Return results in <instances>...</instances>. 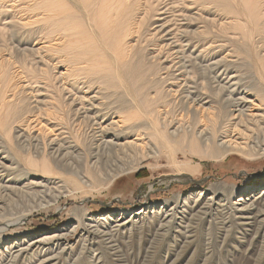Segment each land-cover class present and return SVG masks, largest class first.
<instances>
[{
    "label": "rangeland",
    "instance_id": "374dc122",
    "mask_svg": "<svg viewBox=\"0 0 264 264\" xmlns=\"http://www.w3.org/2000/svg\"><path fill=\"white\" fill-rule=\"evenodd\" d=\"M263 73L264 0H0V156L9 166L0 180L11 185L2 190L0 222L50 203L0 233V264H264V237L239 225L233 204L243 188L264 190V155L213 161L177 153V162H188L177 171L159 142L156 155L106 187L77 190L67 182L74 176L49 161L46 145L50 136L76 147L78 137L89 139L84 112L128 125L144 98L187 122L179 84L203 100L197 105L212 107L219 99L213 85L235 89L234 97L249 93L251 110L264 113ZM23 157L47 163L46 173ZM113 172L104 170L109 178ZM36 179L47 181L28 184ZM200 190L213 202L183 203ZM151 203L164 206L133 215Z\"/></svg>",
    "mask_w": 264,
    "mask_h": 264
},
{
    "label": "bare ground",
    "instance_id": "6f19581e",
    "mask_svg": "<svg viewBox=\"0 0 264 264\" xmlns=\"http://www.w3.org/2000/svg\"><path fill=\"white\" fill-rule=\"evenodd\" d=\"M169 45H171V43ZM178 54L180 55V53ZM176 67H177L176 69L179 70L181 67H184V66L177 65ZM175 73H174V76H175L174 79H177L176 76H179V72L176 75ZM182 76L183 74L181 75V77H179V79H182ZM206 79L205 77L202 79L203 81L202 85L204 86V88H208V86L209 88H212L211 85H213L212 84L213 81L211 80L212 82H210L208 78ZM178 87L179 89L174 90V92L175 93L178 92L181 95V98L184 100L182 101L186 105H188L187 108L190 111L189 121L185 122V121H177L178 119L174 120L172 118L173 113L169 111L170 109H168L170 105L167 108L168 110H166L164 113H161V111L159 110V105H156V102H155L156 100H158L157 98H155L156 100L153 99L154 100L153 103H152L151 98H149V100L144 98L145 101H141L138 104V107H136L139 112L138 116L135 118V120L133 118L134 120L133 122H130V123L128 122L129 124L128 125L125 124V126L120 124V123L125 122V121L121 122L120 118H117V119L111 118L109 120V119H104L105 116H102V117L100 116L101 118H97L96 117L97 115L95 114H93L95 116L91 118L90 116L86 115L87 114L86 112H84L83 115H80V114L78 115L81 116L82 118L81 120L83 121V123H85V125L88 126V128L90 129L89 131L90 134H88V136H89V139L91 140H89L88 137L86 136L81 137V138L78 137L76 141H77V147L80 149L79 150L76 147V143L73 142L72 139L70 140L68 137H67L68 140L66 139V141L61 139L60 141L57 142L56 141L57 136L56 138H52L50 136L51 138L48 137L46 139L47 140L46 145L47 147L49 146L48 148H49V154L51 158L49 160L47 157H45L47 158V160L46 159L45 160L46 161L49 160L56 168H59L65 174H70V176L71 175L74 176L75 178L74 177L70 178L67 180V182L70 181L74 185V187L77 188V190L84 189L85 186L86 187L88 186L90 188H99L100 190L103 187H106L112 181V179H115L117 175H120L121 173H125L128 170L138 167L139 161L141 159L150 157L152 156L153 153H155L156 155L155 151L157 150L154 147V144L157 146L159 142L162 144V147H164L166 153L169 154V156H167L169 157V161H170L169 165L175 166V169L177 171L186 170L185 166L188 165V162H185V163L177 162V159H175L174 157L175 154L177 153H182L185 156L190 155L191 157H196L197 155L199 159H208V160H213V161L223 160L226 156L232 155V154H239L246 158H249L252 156L264 155V123H262V120H264V113L263 112L255 113L251 110L250 105L251 106L253 105L252 103L254 102L252 101H254V99L249 100V97H250L248 96L249 93L241 92L239 93V96L234 97L233 91L235 89H232V88H231L232 90L228 89L224 87V85L223 86L213 85V88H214L213 91L217 96H219V99L217 102L218 106L216 105L215 107L214 106L212 107L211 105L205 106V103H200L199 105H197V103L202 102L203 100H196L195 97L194 98L188 97V95L182 90L183 88L182 84H179ZM197 93L198 92H196L195 94ZM252 94L255 95V93H252ZM257 95L262 96V94H259L258 92H256V96ZM173 96L175 97V95ZM163 98H164V95H163ZM89 100L91 102L90 104L94 103L92 100V97ZM262 100H264L263 97H261L260 101ZM183 102L182 104H184ZM246 104H248L249 109H247L248 106H246L247 108H245ZM184 108L185 107H183V109ZM163 109H164V106H163ZM188 112L186 113L188 114ZM74 113L76 112L74 111ZM126 121H129V120L126 119ZM2 124L5 125L4 122L3 123L1 122V125ZM53 126L54 125H52L51 127ZM56 127L57 126L55 125V132L62 130V129L57 130ZM50 131H53V130L50 129ZM18 137L19 135H17L15 139H18ZM94 137H96L97 139L96 140L93 139ZM37 139H38L37 136H34L33 138H31V140L33 141H37ZM15 147L21 151L23 150V152L25 153L24 147H22L18 142H16ZM146 149H149V151H147ZM34 152L35 153L31 154V156L33 155L32 156L33 158L34 157L38 158L39 157L38 155L40 154V152L39 153H36V151ZM28 155H30V153ZM25 157H23L24 160H27ZM33 160L30 159L29 161L27 160V162L32 163L34 167L37 166L36 168L40 169L41 167L42 171L40 170V172H45L44 169L46 170V167H48V164L41 163L40 161L41 165H39L38 162L33 161ZM188 160L192 161L190 158H188ZM60 161H61V164L59 163ZM4 164H5L4 158L0 156V173L3 168L9 167V166H5ZM51 166L52 165H50L49 167L51 169V170L49 169L50 173L51 171L53 172L52 170L53 168H51ZM113 167H114V172L110 175L111 178H109V176L104 174V170L112 169ZM27 168L30 169V167H26V170L22 168L21 169L24 171H27L28 170ZM35 169H34L35 171L34 173H37L38 169L37 170ZM56 171H59V170L56 169ZM57 173L55 174L57 175ZM3 179H4L3 182H1L0 180V200H2L1 198L5 196V195H2V190L4 191V190L11 189L10 188L11 185L6 183L7 180H5V177ZM45 181L47 180H44V179L37 180L36 179V180H32L31 182H28V184L30 183L33 186L34 185L40 186V185H43L44 183L46 184ZM10 183L13 184L12 182ZM5 185L10 186V187H4ZM68 187L70 188L71 186H68ZM46 190H49V189H46ZM206 195L207 193L200 190L198 192H193L185 196V198H183L182 201L183 203L186 204L188 203L189 199H192L193 200L192 202L194 204L196 203L197 200L205 199L204 202L201 204L208 205L209 203H212L214 199L212 196L206 197ZM49 204L50 203H41V202L33 204L28 210H26L25 212H21V214H19L18 216L16 217L14 216V218H11L9 220L6 219V221L0 222V233L5 231L8 228L7 226L10 224L15 225V226L20 225L21 222L26 220V218L30 215L32 210L45 208ZM233 204H234L235 209L239 211L238 216L244 219V221H241L239 225L247 229L249 233L253 234V236H259L263 238L264 237V190L256 191V189H252V188L250 189L249 187L243 188L241 191L238 192L237 198L235 199V202ZM163 206H164V203H160V204L151 203L150 205L142 206V209L134 212L133 215H135L136 213L144 214L145 213L144 210H147V211L149 210V212L152 213L155 211L154 210L155 208L162 209ZM123 215H125L123 212L117 213V216L119 217ZM133 215L131 214L130 217H133ZM220 224L223 225L224 227L225 222L220 221ZM235 226L237 229H241V227H239L238 225L235 224ZM249 236L251 237V240L249 241H252L253 240L252 235L249 234ZM21 240L26 241L28 240V238L24 240L22 237ZM16 242L17 241L15 242L13 241V244H16Z\"/></svg>",
    "mask_w": 264,
    "mask_h": 264
}]
</instances>
